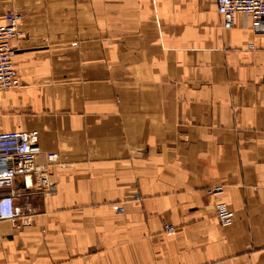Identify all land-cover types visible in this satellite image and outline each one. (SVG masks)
I'll return each mask as SVG.
<instances>
[{
    "label": "crops",
    "instance_id": "0c3cea01",
    "mask_svg": "<svg viewBox=\"0 0 264 264\" xmlns=\"http://www.w3.org/2000/svg\"><path fill=\"white\" fill-rule=\"evenodd\" d=\"M8 12L19 86L0 92V132L36 129V162L59 157L50 192L15 178L0 264H264V31L241 14L223 28L213 0Z\"/></svg>",
    "mask_w": 264,
    "mask_h": 264
},
{
    "label": "built area",
    "instance_id": "2783aa9c",
    "mask_svg": "<svg viewBox=\"0 0 264 264\" xmlns=\"http://www.w3.org/2000/svg\"><path fill=\"white\" fill-rule=\"evenodd\" d=\"M213 1L223 28H231L237 15L241 14L249 18L254 31H264V0ZM19 23L20 15L8 12L5 14L4 23L0 24V92L19 86V78L13 63L15 54L13 41L21 34ZM38 134L36 129L0 132V221L18 225L21 208L15 204V198L19 195L14 187L16 177L32 174L39 182L41 192H50L53 188L49 180L50 168L58 163L59 155L55 152L48 153L47 163L38 164L36 159L41 152ZM221 191V186H215L211 190L213 194ZM215 216L222 226L231 224L234 219L233 210L224 202L215 205ZM165 233H174V228L166 226Z\"/></svg>",
    "mask_w": 264,
    "mask_h": 264
}]
</instances>
